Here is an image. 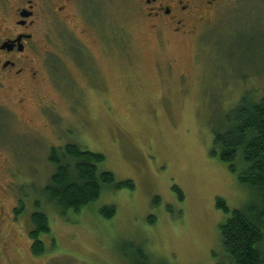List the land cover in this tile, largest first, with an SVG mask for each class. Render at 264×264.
Wrapping results in <instances>:
<instances>
[{
	"label": "rangeland",
	"instance_id": "rangeland-1",
	"mask_svg": "<svg viewBox=\"0 0 264 264\" xmlns=\"http://www.w3.org/2000/svg\"><path fill=\"white\" fill-rule=\"evenodd\" d=\"M140 11L134 0H73L69 20L48 16L57 89L49 80L0 124V204H25L18 221L0 222V250L9 246L0 264H130L139 247L152 264H227L220 226L231 213L217 199L233 212L255 193L211 152L240 100L264 98V0H241L179 36ZM69 144L104 155L100 171L135 189L105 188L80 213L60 214L45 192L48 157ZM37 202L51 227L42 256L30 239ZM108 206L113 219L101 214Z\"/></svg>",
	"mask_w": 264,
	"mask_h": 264
},
{
	"label": "trees",
	"instance_id": "trees-1",
	"mask_svg": "<svg viewBox=\"0 0 264 264\" xmlns=\"http://www.w3.org/2000/svg\"><path fill=\"white\" fill-rule=\"evenodd\" d=\"M214 135L211 156L227 164L232 174H238L240 184L255 193L253 202L233 212L223 199H217V209L231 213L227 222L220 226L227 264H264V98L256 103L249 96L243 97L227 117L225 130L216 131ZM48 159L54 173L45 189L47 199L65 216L78 214L96 202L105 188L135 189L133 182L119 183L113 173L100 171V166L106 162L104 155L85 151L78 145L54 147ZM174 191L182 201V191L178 187ZM159 201L156 199L155 204ZM24 206L21 201L16 216L23 214ZM101 214L105 219H113L117 209L104 207ZM154 222L151 218L150 223ZM31 224L32 254L42 256L46 247L41 236L50 235L51 227L49 217L38 202ZM130 264L152 263L145 250L139 247Z\"/></svg>",
	"mask_w": 264,
	"mask_h": 264
},
{
	"label": "flooded vegetation",
	"instance_id": "flooded-vegetation-1",
	"mask_svg": "<svg viewBox=\"0 0 264 264\" xmlns=\"http://www.w3.org/2000/svg\"><path fill=\"white\" fill-rule=\"evenodd\" d=\"M134 1L145 23H150L154 30H169L179 36L187 33L193 24L208 25L222 10L241 0ZM72 7L73 0H0V124L6 123V115L12 113V107L17 108L35 98L49 80L56 81L55 76L54 80L47 76L53 73L47 55L46 21L51 14L63 21L69 20L67 10ZM38 108L45 111L49 106ZM52 108L56 112V107L52 106L51 112ZM20 202L7 212L0 204L3 225L6 220L18 221L20 216L15 215ZM8 250L5 244L0 250V259Z\"/></svg>",
	"mask_w": 264,
	"mask_h": 264
}]
</instances>
